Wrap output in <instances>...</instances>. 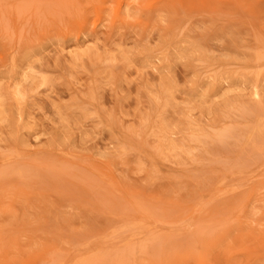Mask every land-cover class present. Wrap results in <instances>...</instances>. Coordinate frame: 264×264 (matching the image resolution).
<instances>
[{"label": "rangeland", "instance_id": "obj_1", "mask_svg": "<svg viewBox=\"0 0 264 264\" xmlns=\"http://www.w3.org/2000/svg\"><path fill=\"white\" fill-rule=\"evenodd\" d=\"M0 264H264V0H0Z\"/></svg>", "mask_w": 264, "mask_h": 264}]
</instances>
